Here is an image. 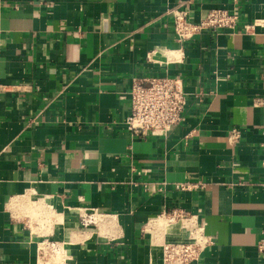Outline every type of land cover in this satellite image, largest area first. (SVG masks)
<instances>
[{
	"label": "crops",
	"instance_id": "obj_1",
	"mask_svg": "<svg viewBox=\"0 0 264 264\" xmlns=\"http://www.w3.org/2000/svg\"><path fill=\"white\" fill-rule=\"evenodd\" d=\"M212 8L236 29L177 39L172 10ZM165 75L182 122L133 136V79ZM174 206L211 239L193 264H264V0H0V264H39L46 238L61 264H162L189 238L157 223Z\"/></svg>",
	"mask_w": 264,
	"mask_h": 264
},
{
	"label": "built area",
	"instance_id": "obj_2",
	"mask_svg": "<svg viewBox=\"0 0 264 264\" xmlns=\"http://www.w3.org/2000/svg\"><path fill=\"white\" fill-rule=\"evenodd\" d=\"M237 0H234L236 3ZM174 29L180 42L191 40L195 35L205 31L235 30L239 24L238 8H212L194 22L188 10L171 11ZM246 32L251 28L246 27ZM131 110L126 118V125L133 136H167L170 131L183 120L187 103V93L181 76H150L143 79L134 78L131 89ZM241 139V131L234 127L229 134L231 144ZM201 182H179L175 187L179 190H194L202 187ZM90 214L88 220H92ZM157 223L164 227L180 224L188 231L186 241L165 242L162 245V264H193L200 258L204 246L211 239L204 233V224L195 219L194 214L182 207H165L158 215ZM39 264H61L63 248L54 240L43 239L38 247ZM264 250V241L259 244Z\"/></svg>",
	"mask_w": 264,
	"mask_h": 264
}]
</instances>
